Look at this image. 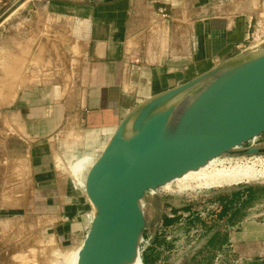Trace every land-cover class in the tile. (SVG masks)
<instances>
[{
	"label": "crops",
	"instance_id": "1",
	"mask_svg": "<svg viewBox=\"0 0 264 264\" xmlns=\"http://www.w3.org/2000/svg\"><path fill=\"white\" fill-rule=\"evenodd\" d=\"M262 1L0 0V264L79 253L95 209L70 165L158 96L252 60L237 48ZM238 235L240 258L264 256Z\"/></svg>",
	"mask_w": 264,
	"mask_h": 264
},
{
	"label": "water",
	"instance_id": "2",
	"mask_svg": "<svg viewBox=\"0 0 264 264\" xmlns=\"http://www.w3.org/2000/svg\"><path fill=\"white\" fill-rule=\"evenodd\" d=\"M263 136L264 54L150 101L122 122L87 175L95 212L76 264H127L140 257L147 194L227 156L264 155V147L253 145Z\"/></svg>",
	"mask_w": 264,
	"mask_h": 264
},
{
	"label": "rangeland",
	"instance_id": "3",
	"mask_svg": "<svg viewBox=\"0 0 264 264\" xmlns=\"http://www.w3.org/2000/svg\"><path fill=\"white\" fill-rule=\"evenodd\" d=\"M22 2L17 5L22 4ZM130 135L129 129L128 136ZM253 145L264 147V136ZM258 159L264 160V155L236 154L227 156L223 161H230L226 168L231 170L242 163H247L250 160L257 161ZM217 169H222V167L218 164ZM72 179L83 191L81 183L74 177ZM203 183H205L204 180L192 182L191 186L197 191V194L201 196L207 194L211 196L210 198L226 197L225 200L228 202L227 204L223 202V207L219 208L220 212L216 209L213 217L206 223L205 230L199 232L200 237L195 243L184 231L179 229L175 232L174 242L167 240L163 230L165 225L171 223L169 219H166V215L163 216V212L168 209H173L176 213L179 211L187 212L186 210L190 209L191 206L197 208V203H192L186 197L181 196L177 188L151 192L146 195L142 205L146 215L147 228L139 253L143 264H157L158 261L166 264H191L192 261L199 262V264H211L212 259L215 261L214 264H264V256L259 257L258 255L261 254L256 251L248 252L250 257L240 258L239 255L242 253L240 246L245 245L239 242L238 235V232H241V229L247 225L252 232L250 238L252 243L259 247L264 245V180L234 186H227L223 183L224 187L215 189L213 193L198 191V186ZM245 189L249 192L248 194L244 193ZM240 199H243L241 206ZM59 223H61V218L56 216L55 224L58 225ZM31 231L33 230L30 228ZM242 239L244 240V238ZM30 240L31 244H37L32 235ZM52 249L54 250L53 254L48 259L44 256L43 264H75L76 254L70 250L71 248H67L68 250L59 248L58 244L55 243ZM243 254L245 253L243 252ZM149 259L150 262L147 261ZM32 264L42 263L34 259Z\"/></svg>",
	"mask_w": 264,
	"mask_h": 264
},
{
	"label": "built area",
	"instance_id": "4",
	"mask_svg": "<svg viewBox=\"0 0 264 264\" xmlns=\"http://www.w3.org/2000/svg\"><path fill=\"white\" fill-rule=\"evenodd\" d=\"M261 9L262 13H260L259 17H254L249 24L250 33L248 35V39L245 45L239 46L238 52L241 54H250L253 57H258L264 54V0L261 3ZM165 17H168V13L166 11H163L161 13ZM262 51V52H260ZM262 157V156H261ZM264 160L258 159L257 161L250 160L247 162L249 165L255 166L259 171H262V175L260 176V179H264ZM227 164H230V161H224L220 163L219 165L222 168H226ZM204 182L206 181L205 178ZM247 184V183H243ZM227 185V184H225ZM229 186V185H227ZM177 186H174L175 188ZM224 187V185H223ZM222 187V188H223ZM83 190L85 188L81 187ZM221 189V188H219ZM215 189H209V188H203L198 189V191L204 193H213ZM164 191H168L167 189ZM162 192V191H161ZM180 195L183 197H186L189 199L192 203H197V208H193L192 206L190 209L186 210L187 212H175L173 209H168L166 212H163V216L166 215V219H169L170 223L169 225L164 226V236L167 238V240L174 242L175 241V232L176 230L184 231V233L187 234V236L192 240L193 243H195L199 236V232H202L205 230L206 223L210 221V219L213 217V213H215L216 209L218 212H220L219 208L223 207L224 204H221V202L218 203L217 198H210L211 196H208L207 194L204 196H201L197 194V191L195 189L192 190H184L180 192ZM173 224H175L173 226ZM197 235V236H196ZM145 236V235H144ZM144 242V237L142 239V242ZM150 262V259L147 260ZM214 260L212 259V263L214 264ZM157 264H166L165 262L158 261ZM191 264H199V262L192 261ZM218 264V263H217ZM220 264V263H219Z\"/></svg>",
	"mask_w": 264,
	"mask_h": 264
},
{
	"label": "bare ground",
	"instance_id": "5",
	"mask_svg": "<svg viewBox=\"0 0 264 264\" xmlns=\"http://www.w3.org/2000/svg\"><path fill=\"white\" fill-rule=\"evenodd\" d=\"M103 152V151H102ZM99 158V157H98ZM98 158H83L70 165V172L72 173V177H74L81 185L85 188L87 175ZM224 161L219 162L218 164ZM217 164V165H218ZM217 165L210 166V169L206 172H202L196 174L194 177L186 179L182 183L177 184L175 188L182 192L184 190H192V182L203 181V177L205 178V183L198 186V188H209V189H219L223 187V183L234 186L240 185L243 183H251L257 182L260 180V176L263 174L262 171H259L255 166L249 165L247 163H242L239 166L232 168H222L217 169ZM174 188H168L167 190H173ZM86 192V191H85ZM53 249L47 248L46 255L51 256L53 254ZM79 254V253H78ZM78 254L75 256V264L78 259ZM131 262V263H130ZM127 264H143L140 257H137L135 260L130 261Z\"/></svg>",
	"mask_w": 264,
	"mask_h": 264
}]
</instances>
